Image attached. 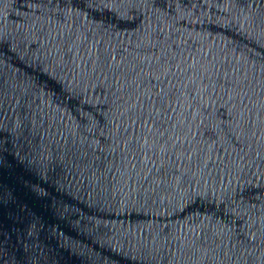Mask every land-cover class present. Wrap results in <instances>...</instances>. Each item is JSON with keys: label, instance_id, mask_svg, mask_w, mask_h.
<instances>
[{"label": "water", "instance_id": "water-1", "mask_svg": "<svg viewBox=\"0 0 264 264\" xmlns=\"http://www.w3.org/2000/svg\"><path fill=\"white\" fill-rule=\"evenodd\" d=\"M0 264H264V0H0Z\"/></svg>", "mask_w": 264, "mask_h": 264}]
</instances>
